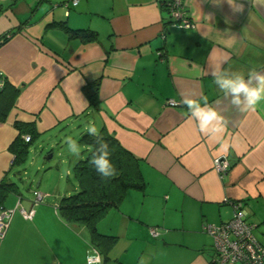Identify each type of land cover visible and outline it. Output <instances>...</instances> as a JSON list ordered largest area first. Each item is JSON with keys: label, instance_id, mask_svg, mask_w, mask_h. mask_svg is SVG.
<instances>
[{"label": "crops", "instance_id": "1", "mask_svg": "<svg viewBox=\"0 0 264 264\" xmlns=\"http://www.w3.org/2000/svg\"><path fill=\"white\" fill-rule=\"evenodd\" d=\"M167 1L0 0V37L8 35L0 44V88L17 90L0 122V181L18 185L26 173L10 150L15 122L33 124L37 137L21 138L36 157L47 141L62 142L66 131L77 139L93 122L140 160L145 180L98 221L97 232L115 238L98 245L88 227L59 212V200L79 189L71 169L81 155L67 152L65 176L49 171L29 195L19 185L8 194L4 207L15 211L0 240V264H88L92 249L103 264H211L213 239L203 225L228 222L238 201L264 242V102L240 112L205 74L210 65L246 78L253 68L264 72V0H236L243 12L227 0H182L191 28L173 24ZM95 79L99 112L83 91ZM184 95L207 97L225 117L220 141L200 133L180 103ZM221 155L230 164L222 175L213 168ZM38 192L44 196L33 206ZM20 207L34 209L32 218Z\"/></svg>", "mask_w": 264, "mask_h": 264}, {"label": "trees", "instance_id": "2", "mask_svg": "<svg viewBox=\"0 0 264 264\" xmlns=\"http://www.w3.org/2000/svg\"><path fill=\"white\" fill-rule=\"evenodd\" d=\"M75 34L82 33L83 36L92 39L96 37L94 31H74ZM8 35L4 34L0 37L2 44ZM99 79L87 83L83 87L86 94L91 111L99 112L100 99L98 96ZM17 90L3 85L0 88V122H4L14 103ZM14 126L18 129L19 135L10 145V150L15 154V165L24 166L29 157V142H24L21 135L25 132L30 134V140L37 137L33 124L15 122ZM104 139L113 149L111 161L115 165L117 175L107 181L101 180L94 168L89 166L91 153L95 148L93 137L87 135L86 131L82 132L76 139L81 147V156L74 162L72 173L76 178L79 189L77 192L63 196L58 203L61 216L67 222H73L85 225L89 228L93 241L101 245L103 241L107 245L114 241V237L102 235L97 232L96 226L108 210L112 207H118L126 192L129 189H143L145 180L140 168V160L130 151L125 149L120 142L104 127L100 129ZM51 152V151H49ZM18 189V185L14 182L0 181V210L4 207V202L10 192Z\"/></svg>", "mask_w": 264, "mask_h": 264}, {"label": "clouds", "instance_id": "3", "mask_svg": "<svg viewBox=\"0 0 264 264\" xmlns=\"http://www.w3.org/2000/svg\"><path fill=\"white\" fill-rule=\"evenodd\" d=\"M232 6L234 12H243V4H237L236 0H227ZM78 0H73V6H77ZM206 75H210L213 83L219 88L224 99H228L230 104L240 112L255 111L256 107L264 102V72L255 68L247 73V78L239 72H229L219 65H210ZM193 118L201 134L212 140L220 141L227 126L228 121L225 117L209 102L207 97H201L200 100L194 99L189 95H184L180 101ZM86 133L94 138L95 148L88 161L89 166L94 168L101 180L107 181L117 175L115 165L111 161L113 149L104 139L95 123L89 122ZM64 143L68 151L79 157L81 147L72 137H66ZM223 151L227 152L229 145L221 144ZM88 264H103V257L98 249H92L87 257ZM140 264H145L144 258H141Z\"/></svg>", "mask_w": 264, "mask_h": 264}, {"label": "built area", "instance_id": "4", "mask_svg": "<svg viewBox=\"0 0 264 264\" xmlns=\"http://www.w3.org/2000/svg\"><path fill=\"white\" fill-rule=\"evenodd\" d=\"M71 4L73 5V0H71ZM58 5L56 4L55 6ZM60 5L68 7L69 2H64ZM167 6L174 25L179 28H191L193 26V22L184 9L182 0H169L167 1ZM167 104L170 106L178 105L173 100L167 101ZM25 140L29 141L30 136H25ZM229 166V161L223 155L214 159L213 168L220 175L226 173ZM43 196L44 194L41 192L36 193L33 206L38 204ZM233 206L234 215L228 222L203 225V230L213 239L214 256L211 264H264V242H260L255 237L253 233L255 225L247 221V211L242 202H233ZM19 210L24 218H32L34 209L26 211L20 207ZM14 211L15 209L6 208L0 210V239H3L6 234ZM150 234L154 237L158 236V229L151 227Z\"/></svg>", "mask_w": 264, "mask_h": 264}, {"label": "rangeland", "instance_id": "5", "mask_svg": "<svg viewBox=\"0 0 264 264\" xmlns=\"http://www.w3.org/2000/svg\"><path fill=\"white\" fill-rule=\"evenodd\" d=\"M64 134L65 138L70 136L74 139L73 136H76L78 133L66 131ZM64 140L61 142L58 138L51 139L50 141L44 143L41 149L37 148L38 144H34V146L31 147V150L38 149L37 153L40 155L39 157H36L35 153L31 151L28 161L25 165L26 173H23V170L21 181L17 180V183H19L18 185L20 187V192L23 195H29V190L31 188L37 189L36 186L38 185L42 175L49 171H51V173L57 174V179H59L60 174H62V177L66 175L67 166L65 163H62L61 160L67 158V152L68 154L71 153L68 151ZM74 140H76V138ZM49 151L53 153V156L50 159H46L45 157L48 155ZM32 179H34V182H31Z\"/></svg>", "mask_w": 264, "mask_h": 264}, {"label": "water", "instance_id": "6", "mask_svg": "<svg viewBox=\"0 0 264 264\" xmlns=\"http://www.w3.org/2000/svg\"><path fill=\"white\" fill-rule=\"evenodd\" d=\"M52 157V154H48L47 159H50Z\"/></svg>", "mask_w": 264, "mask_h": 264}]
</instances>
